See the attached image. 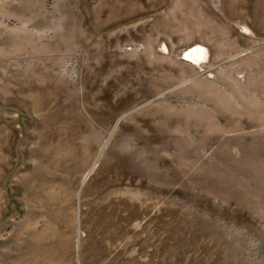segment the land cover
<instances>
[{"label":"rangeland","instance_id":"1","mask_svg":"<svg viewBox=\"0 0 264 264\" xmlns=\"http://www.w3.org/2000/svg\"><path fill=\"white\" fill-rule=\"evenodd\" d=\"M5 139L0 264L63 156L46 264H264V0H0Z\"/></svg>","mask_w":264,"mask_h":264},{"label":"bare ground","instance_id":"2","mask_svg":"<svg viewBox=\"0 0 264 264\" xmlns=\"http://www.w3.org/2000/svg\"><path fill=\"white\" fill-rule=\"evenodd\" d=\"M200 51L202 49L200 47H196L194 50H189L186 54V58H191L192 56H199ZM194 59V58H193ZM8 147V141L1 140L0 141V165H3L5 163V151ZM90 153V152H89ZM68 157V155H66ZM65 156L63 158H57L53 160L46 161L43 157L41 159L40 163H36L34 165V172L26 178V191L28 192V198L27 201L33 203V208L28 211L27 216L25 217V221L18 225L16 227L14 233L12 234L13 237L18 238V240L22 237V233L24 232V235L30 234L32 237V241L35 244V248L30 253H24L25 260L22 261V264H46L50 261L52 256V240L55 237V229L51 226V221H54V219L58 218V215L51 214V219L49 222H47L44 225V228H40L36 221L34 223L30 224L29 222L38 215L41 214V212H52L57 208H60L63 201H70L72 197V192L74 190V187L76 185V177L77 174H74L73 170L68 169V171L71 174H74L73 178L69 180L68 187L65 188L62 191H56L51 188H45L43 185L41 186L40 183L42 181H47L48 179H52L51 174L49 173V168L51 166L59 167L61 165H65ZM79 158V157H78ZM7 160V158H6ZM79 165L84 162H87V160L83 157V155L80 157V159L77 158L75 160L70 159V164L68 167L71 166V164L75 167V163ZM89 162V160H88ZM87 166L89 167V163H87ZM65 167V166H64ZM87 167V168H88ZM94 167V166H93ZM66 168V167H65ZM84 169V168H83ZM93 168L89 169L82 178L81 185L84 183L85 179L91 174V171ZM77 195L79 196L78 192ZM36 219V218H35ZM23 235V236H24ZM55 243V242H54ZM18 246H16V249ZM20 250V248H18ZM61 254V252H60ZM21 256V254H20ZM22 257V256H21ZM9 257H6L7 260ZM4 260V261H6ZM9 260V259H8ZM12 260H10L8 263H11ZM43 262V263H42Z\"/></svg>","mask_w":264,"mask_h":264}]
</instances>
